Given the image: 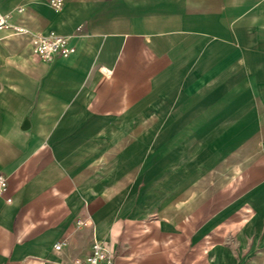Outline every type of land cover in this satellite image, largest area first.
I'll return each mask as SVG.
<instances>
[{
    "label": "crops",
    "instance_id": "1",
    "mask_svg": "<svg viewBox=\"0 0 264 264\" xmlns=\"http://www.w3.org/2000/svg\"><path fill=\"white\" fill-rule=\"evenodd\" d=\"M63 2L0 0V264H264V0Z\"/></svg>",
    "mask_w": 264,
    "mask_h": 264
},
{
    "label": "built area",
    "instance_id": "2",
    "mask_svg": "<svg viewBox=\"0 0 264 264\" xmlns=\"http://www.w3.org/2000/svg\"><path fill=\"white\" fill-rule=\"evenodd\" d=\"M51 7L59 11L63 8V0H50ZM8 25V16L0 12V30ZM34 56L45 63H50L58 57H66L75 50L71 44V37L62 36L51 32L48 35L36 36L32 42ZM7 190V178L0 175V195ZM12 200H8L11 202ZM80 223V222H79ZM62 244H58L56 249L59 250ZM75 264H114L113 259L105 247L98 240H94L89 255L84 259H77Z\"/></svg>",
    "mask_w": 264,
    "mask_h": 264
},
{
    "label": "water",
    "instance_id": "3",
    "mask_svg": "<svg viewBox=\"0 0 264 264\" xmlns=\"http://www.w3.org/2000/svg\"><path fill=\"white\" fill-rule=\"evenodd\" d=\"M26 125H27V123H26Z\"/></svg>",
    "mask_w": 264,
    "mask_h": 264
}]
</instances>
